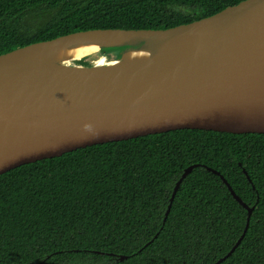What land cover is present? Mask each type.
<instances>
[{
	"label": "trees",
	"instance_id": "trees-1",
	"mask_svg": "<svg viewBox=\"0 0 264 264\" xmlns=\"http://www.w3.org/2000/svg\"><path fill=\"white\" fill-rule=\"evenodd\" d=\"M240 1L0 0V54L76 30L167 28ZM196 163L164 221L177 180ZM203 165L254 205L241 242L218 264H264V133L197 128L93 144L0 174V264H212L241 236L247 210Z\"/></svg>",
	"mask_w": 264,
	"mask_h": 264
},
{
	"label": "water",
	"instance_id": "water-1",
	"mask_svg": "<svg viewBox=\"0 0 264 264\" xmlns=\"http://www.w3.org/2000/svg\"><path fill=\"white\" fill-rule=\"evenodd\" d=\"M82 46L125 49L111 59L72 52ZM184 128L264 133V0L167 28L76 30L0 54V174L93 144ZM198 165L177 180L164 221ZM203 166L247 210L241 236L218 264L241 242L254 205Z\"/></svg>",
	"mask_w": 264,
	"mask_h": 264
},
{
	"label": "bare ground",
	"instance_id": "bare-ground-1",
	"mask_svg": "<svg viewBox=\"0 0 264 264\" xmlns=\"http://www.w3.org/2000/svg\"><path fill=\"white\" fill-rule=\"evenodd\" d=\"M99 50H101L100 47L82 46V47H78V48L73 49L72 52L77 53V56H81L84 53H96V52H99ZM67 52H68V50L65 49L61 53L65 54Z\"/></svg>",
	"mask_w": 264,
	"mask_h": 264
},
{
	"label": "rangeland",
	"instance_id": "rangeland-1",
	"mask_svg": "<svg viewBox=\"0 0 264 264\" xmlns=\"http://www.w3.org/2000/svg\"><path fill=\"white\" fill-rule=\"evenodd\" d=\"M97 54V56L96 57H94V58H98V57H100L101 55H102V51L99 53H96ZM101 54V55H100ZM116 54H118L117 53V51L114 53V52H111V54H110V58H114V57H116ZM99 55V56H98ZM109 59V58H108Z\"/></svg>",
	"mask_w": 264,
	"mask_h": 264
},
{
	"label": "flooded vegetation",
	"instance_id": "flooded-vegetation-1",
	"mask_svg": "<svg viewBox=\"0 0 264 264\" xmlns=\"http://www.w3.org/2000/svg\"><path fill=\"white\" fill-rule=\"evenodd\" d=\"M250 205V204H249ZM250 206H252V205H250Z\"/></svg>",
	"mask_w": 264,
	"mask_h": 264
}]
</instances>
